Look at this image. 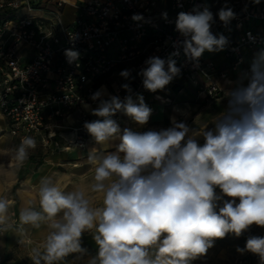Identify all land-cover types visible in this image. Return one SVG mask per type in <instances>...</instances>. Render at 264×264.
Here are the masks:
<instances>
[{"label": "clouds", "instance_id": "obj_1", "mask_svg": "<svg viewBox=\"0 0 264 264\" xmlns=\"http://www.w3.org/2000/svg\"><path fill=\"white\" fill-rule=\"evenodd\" d=\"M161 15L167 20V12ZM217 15L227 27L237 14L225 0ZM131 19L146 22L142 14H133ZM215 22L207 6L178 13L175 30L184 39L177 43L189 61L198 64L205 51L224 50L228 40L212 33ZM70 39L75 40V34ZM179 47L167 59L145 61L146 67L138 74L146 90H163L181 74L172 58L180 54ZM64 54L69 64L80 57L72 48ZM119 75L127 80L131 72L122 70ZM232 83L221 89L227 105L213 127L205 125L199 131L175 118L172 127L160 131H121L112 118L118 112L141 126L149 121L152 109L143 96H137L138 102L131 94L123 100L115 95L104 99L108 95L104 86L93 93L91 99L99 103L91 113L103 119L85 122L84 128L97 144L116 139L120 143L115 152L93 148L88 153L94 175L87 192L82 188L64 191L50 177L41 179L39 210L28 206L19 214L21 246L31 243L24 225L48 228L46 238L31 248L33 264H60L70 254L83 255L85 231L93 233L98 246L87 264H190L204 256L215 239L229 233L240 237L253 224L264 227V51L257 53L244 79L235 86ZM122 88L131 93L129 84ZM36 147L34 137H23L13 157L16 166L23 165ZM216 187L231 199L216 195ZM11 204L0 197L2 231L12 227ZM236 250L256 254L264 264V237L249 236L244 248Z\"/></svg>", "mask_w": 264, "mask_h": 264}, {"label": "built area", "instance_id": "obj_2", "mask_svg": "<svg viewBox=\"0 0 264 264\" xmlns=\"http://www.w3.org/2000/svg\"><path fill=\"white\" fill-rule=\"evenodd\" d=\"M227 2L237 15L225 27L217 15L225 0H162L161 4L158 0H79L75 17L67 25L61 21L63 0H0V11L11 8L17 13L0 19V110L8 120L7 131L19 143L25 136L34 137L37 143H49L55 132L47 130L45 108L59 113L56 106L96 104L98 101L91 99L101 86L96 83L125 65L133 76L129 85L133 100L138 102L137 96L142 95L146 103L152 104L161 97L160 91L151 92L155 98L150 95L138 73L146 67L148 58L167 59L177 50V42L184 39L175 30L177 15L192 12L197 6L200 10L207 6L213 13L216 22L211 31L227 38L222 54L234 69L243 61L244 52L264 46V0L258 4L252 0ZM47 4L55 19L36 13ZM165 11L167 20L161 15ZM133 14H142L146 22H134ZM73 34L75 40L70 39ZM24 47L30 50L29 58L21 54ZM69 48L80 53L73 64L64 54ZM179 51L172 58L181 74L169 85L189 84L206 100L217 97L222 89L218 80L229 77L226 69L208 56L202 55L198 64L189 61L182 47ZM119 92L116 89L111 95L123 100L126 96L121 97ZM74 130L82 145V136L77 134L84 132V126Z\"/></svg>", "mask_w": 264, "mask_h": 264}, {"label": "crops", "instance_id": "obj_3", "mask_svg": "<svg viewBox=\"0 0 264 264\" xmlns=\"http://www.w3.org/2000/svg\"><path fill=\"white\" fill-rule=\"evenodd\" d=\"M78 1L63 0V6L67 3L72 8V15L65 22L62 19L63 6L61 8V21L64 25L71 24L74 19L76 14L75 4ZM38 11H42V16L48 19H55L52 8L49 5L42 7ZM261 31L264 32V30ZM258 51H264V46L260 47ZM21 54L24 58H29L31 55L30 50L26 47L22 48ZM252 61L250 60L249 68ZM235 68H237L241 75H245L243 67L240 69L239 66ZM218 81L221 88L226 89L229 87V81L235 83L238 82V79H234L231 76L227 79H219ZM222 94L223 92L221 91L218 96H224ZM97 106L98 103L90 105L89 109L79 106L74 108L56 106L59 109V113H55L53 108L46 107L44 114L46 123L49 126L47 130H53L52 126L58 127L60 121L66 125L71 122L73 124H81L86 114L94 116L91 113V109H95ZM158 107L160 110L159 112L155 110V114L162 115L164 106L162 108L161 106H156L155 109H158ZM7 126L8 120L0 110V197L12 201L8 210L9 223L12 227L7 231L0 230V264H33L29 257L31 248L37 246L46 238L48 228L44 224L39 229L33 228L30 225H24L23 228L25 229L26 238L31 243L26 246H21L19 244L21 233L18 231L21 227L19 214L22 208L28 206L39 210L38 188L41 179L50 177L64 191L82 188L87 192L93 182L92 178L94 175V168L87 163L88 153L93 148L104 153L115 152L120 141L116 139L104 145L97 144L96 142L87 144L81 148H76V152L72 153L69 158H61L58 155L60 153L58 152L59 150L52 151V149L50 152L51 155H47L49 152L46 149L44 150L45 147L41 145L42 142H38L37 147L30 150L29 157L23 165L17 167L13 157L15 149L20 143L15 136L7 131ZM61 136L64 137L63 135ZM197 139L199 143L203 141L202 137H197ZM214 191L222 199H231L230 197L224 196L218 187ZM95 203L97 205L101 203L99 197L96 198ZM249 236L264 237V227L253 224L240 237L229 233L224 238H217L214 240L213 246L207 250L204 256L198 257L191 261L190 264H260L258 255L247 251L241 254L236 250L237 247L244 248ZM81 246L86 250L83 255L70 254L60 264H87L90 258L96 256L98 246L93 239L92 232L85 231L82 234Z\"/></svg>", "mask_w": 264, "mask_h": 264}, {"label": "rangeland", "instance_id": "obj_4", "mask_svg": "<svg viewBox=\"0 0 264 264\" xmlns=\"http://www.w3.org/2000/svg\"><path fill=\"white\" fill-rule=\"evenodd\" d=\"M158 2L161 4L162 0H158ZM41 12L42 11H38L37 13L39 15H42ZM62 12V19L65 22L72 15V8L66 3L62 8ZM114 47L115 45L111 47V51ZM258 50L259 49L254 52H250V50H247L246 52H244L243 61L236 67L239 66V69L243 67L246 74L249 70L250 60H253L255 58L257 53H259ZM202 55H208V57H210L220 68H225L229 77L232 76L234 77V79L237 78L238 81L244 79L245 75H241L237 68L232 69V67L228 63V60L224 58L221 51H205ZM122 70H130V68L125 65L123 68L117 69L108 74L106 78L102 80V84L99 89L104 86L108 94L103 97L104 99H108L109 96L116 91V89H120L119 93L121 97L127 96L129 94L128 91L122 88V85L125 83L129 85L132 84L133 76L131 73L130 77L127 80L122 78L119 75ZM235 83H233L231 86H235ZM244 83H247V81L244 80ZM159 91L161 95L160 98H155V94L149 92L150 95H154L155 99L152 101V104L146 103L149 107L154 106L147 124L141 126L137 124L132 118L122 112H118L112 117L119 124L121 131H123L124 128H129L137 132H145L149 130L160 131L162 129L172 127L173 118H175L176 122H184L190 128L197 129L199 131L202 130L205 125H208L209 128L213 127L212 123L215 120L216 116L221 113L227 105V99L222 96L223 94L220 95L222 97L217 96L210 100H206L202 96V94H199L198 91L189 84H184L177 90H175L168 84L165 89ZM162 104H165L163 114H155V110H158V112L160 110L159 107L158 109H155V107L161 106L162 108ZM94 117L97 119H103L100 117L91 116L90 114H86L84 116V119H82L81 124H73L71 122L66 125L62 121H60V125L58 127L52 126V129L55 132L54 137H52V140H50L49 143L41 144L45 147L44 150L46 149L47 152H49L47 155H51L50 152L52 149V151L59 150L58 152L60 153L58 155L61 158H69L72 153L76 152V148H81L87 144L95 143L94 138L84 128V132L77 134L78 136H82V145H79L80 140L78 139V137H76V132L74 130V128L84 126L85 122H91ZM61 135H63L64 137H62Z\"/></svg>", "mask_w": 264, "mask_h": 264}, {"label": "trees", "instance_id": "obj_5", "mask_svg": "<svg viewBox=\"0 0 264 264\" xmlns=\"http://www.w3.org/2000/svg\"><path fill=\"white\" fill-rule=\"evenodd\" d=\"M16 16V11L11 9V8H7L3 11H0V19H3V18H8V17H15ZM102 84V80H99L97 83H96V86L98 85H101ZM172 87L177 90L181 87V85L179 84H173Z\"/></svg>", "mask_w": 264, "mask_h": 264}, {"label": "bare ground", "instance_id": "obj_6", "mask_svg": "<svg viewBox=\"0 0 264 264\" xmlns=\"http://www.w3.org/2000/svg\"><path fill=\"white\" fill-rule=\"evenodd\" d=\"M89 105V104H88Z\"/></svg>", "mask_w": 264, "mask_h": 264}]
</instances>
